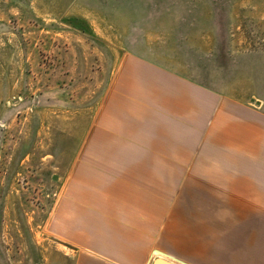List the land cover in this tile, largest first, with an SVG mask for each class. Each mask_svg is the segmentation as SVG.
Segmentation results:
<instances>
[{"label": "crops", "instance_id": "0c3cea01", "mask_svg": "<svg viewBox=\"0 0 264 264\" xmlns=\"http://www.w3.org/2000/svg\"><path fill=\"white\" fill-rule=\"evenodd\" d=\"M169 9L144 39L200 43L179 57L128 49L121 97L79 147L26 264H264V107L205 66L214 0Z\"/></svg>", "mask_w": 264, "mask_h": 264}, {"label": "rangeland", "instance_id": "374dc122", "mask_svg": "<svg viewBox=\"0 0 264 264\" xmlns=\"http://www.w3.org/2000/svg\"><path fill=\"white\" fill-rule=\"evenodd\" d=\"M174 1L0 0V264H26V243L46 240L42 227L79 147L108 98L121 97L128 49L140 44L179 57L200 43L144 39L159 27L150 23L154 11L172 12ZM214 5L205 66L264 107V0ZM178 27L189 36L191 26Z\"/></svg>", "mask_w": 264, "mask_h": 264}, {"label": "water", "instance_id": "95a60500", "mask_svg": "<svg viewBox=\"0 0 264 264\" xmlns=\"http://www.w3.org/2000/svg\"><path fill=\"white\" fill-rule=\"evenodd\" d=\"M151 264H180L176 261L164 258L162 256L154 258Z\"/></svg>", "mask_w": 264, "mask_h": 264}]
</instances>
